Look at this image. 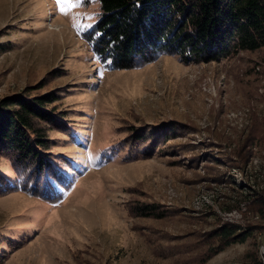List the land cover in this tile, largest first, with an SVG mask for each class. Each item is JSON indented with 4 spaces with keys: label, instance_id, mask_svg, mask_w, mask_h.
<instances>
[{
    "label": "rangeland",
    "instance_id": "obj_1",
    "mask_svg": "<svg viewBox=\"0 0 264 264\" xmlns=\"http://www.w3.org/2000/svg\"><path fill=\"white\" fill-rule=\"evenodd\" d=\"M98 14L99 0L68 15L0 0V97H58V122L39 126L49 167L0 155V264L264 262L249 196H264V48L117 70L88 41ZM139 204L161 218L134 216ZM224 223L251 236L213 255Z\"/></svg>",
    "mask_w": 264,
    "mask_h": 264
},
{
    "label": "trees",
    "instance_id": "obj_2",
    "mask_svg": "<svg viewBox=\"0 0 264 264\" xmlns=\"http://www.w3.org/2000/svg\"><path fill=\"white\" fill-rule=\"evenodd\" d=\"M88 41L97 56L117 70L150 63L165 53L184 63L219 62L264 48V0H99ZM57 101L51 92L0 97V155L39 171L49 167L48 157L39 154L49 147L39 126L58 122ZM249 196L264 217V196ZM129 211L140 218L162 214L155 204L135 205ZM250 236L249 230L224 223L210 232L216 244L209 251L215 255Z\"/></svg>",
    "mask_w": 264,
    "mask_h": 264
},
{
    "label": "snow or ice",
    "instance_id": "obj_3",
    "mask_svg": "<svg viewBox=\"0 0 264 264\" xmlns=\"http://www.w3.org/2000/svg\"><path fill=\"white\" fill-rule=\"evenodd\" d=\"M60 14L68 15V13L80 3V0H54Z\"/></svg>",
    "mask_w": 264,
    "mask_h": 264
}]
</instances>
